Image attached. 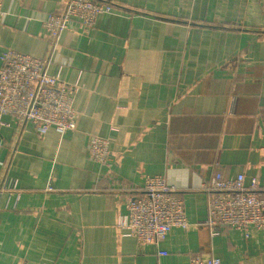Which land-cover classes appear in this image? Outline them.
<instances>
[{
	"label": "crops",
	"instance_id": "crops-1",
	"mask_svg": "<svg viewBox=\"0 0 264 264\" xmlns=\"http://www.w3.org/2000/svg\"><path fill=\"white\" fill-rule=\"evenodd\" d=\"M102 1L110 13L57 40L43 22L67 0L3 2L0 55L43 59L77 116L65 134L13 124L0 136V264H189L195 253L264 264V230L210 235L201 188L217 170L264 175V0ZM89 134L111 140L108 165L89 155ZM46 164L53 189H35ZM151 175L176 187L191 226L142 243L117 220Z\"/></svg>",
	"mask_w": 264,
	"mask_h": 264
},
{
	"label": "built area",
	"instance_id": "built-area-1",
	"mask_svg": "<svg viewBox=\"0 0 264 264\" xmlns=\"http://www.w3.org/2000/svg\"><path fill=\"white\" fill-rule=\"evenodd\" d=\"M3 2L0 0V22L6 14ZM112 10L113 5L107 1L67 0L62 12H50L43 23L57 40L74 22L90 30L98 15ZM0 61V136L7 135L13 124L39 135L49 129L59 134L76 129L73 90L46 71L43 59L7 48L1 53ZM87 147L94 161L108 165L114 153L109 138L89 134ZM4 157L2 154L0 164ZM51 176L52 166L44 165L33 187L52 190ZM201 188L207 196L205 224L211 236L221 235L226 228L246 230L254 226L264 230V175L261 180L256 177L247 180L242 172L228 177L217 170ZM117 225L124 236H133L142 243H157L173 227L188 229L191 222L176 187L161 175H151L146 177L141 194L126 201L125 212L118 216ZM189 264L223 263L213 253H195Z\"/></svg>",
	"mask_w": 264,
	"mask_h": 264
}]
</instances>
